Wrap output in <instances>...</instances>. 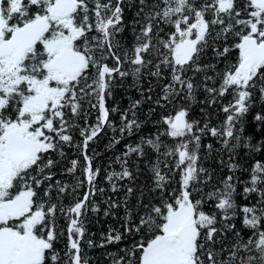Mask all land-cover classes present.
Segmentation results:
<instances>
[{
    "label": "snow or ice",
    "instance_id": "1",
    "mask_svg": "<svg viewBox=\"0 0 264 264\" xmlns=\"http://www.w3.org/2000/svg\"><path fill=\"white\" fill-rule=\"evenodd\" d=\"M126 83L159 119L106 172L123 196L103 215H124L98 245L90 145L142 131L141 100L108 105ZM129 240L112 264H264V0H0V264H91L85 243Z\"/></svg>",
    "mask_w": 264,
    "mask_h": 264
},
{
    "label": "trees",
    "instance_id": "2",
    "mask_svg": "<svg viewBox=\"0 0 264 264\" xmlns=\"http://www.w3.org/2000/svg\"><path fill=\"white\" fill-rule=\"evenodd\" d=\"M131 14V13H129ZM128 37L131 36V33H127ZM127 42V41H126ZM141 87L144 89H147L148 82L145 81ZM156 89L154 88L153 92L150 93L155 97ZM149 93L145 92V95ZM203 96H197L196 102L192 103V116L193 117H200V109L203 107V105L199 104L198 101L202 100ZM135 100H141L140 109L137 112V116L139 120L144 121L142 131L140 133H137L133 137L125 136L121 139V143L114 146H109L110 141L113 139V137L119 138L120 134L119 132H114L112 127H108L105 129L102 134L99 136L98 139H96L91 145H90V155L95 156L94 164L96 167L101 168V174L99 176V187L105 188V194L103 196H97L95 197L94 202H98L100 204L101 211L99 214H93L89 213L86 221L85 226L87 228V234L85 237V241L87 239H92L96 242V244H100L102 242V233H107L110 228H116L121 229V219L124 215L123 207H121L119 210H117L116 216H104L103 210L107 207V204L104 203L105 200L108 199L109 196L112 197V199H122L123 194L120 193L119 195L112 194L110 192V186L105 181L104 177L106 175V172L112 171V170H119V164L115 163L116 157L121 155V152L124 148L125 142H138L141 135H151L155 132V126L152 123L153 121L159 119V116L154 113H149L150 107H155L154 104H150L149 102L145 101L143 96L141 95L140 91H137L135 88L129 87L126 83L123 88H118L115 93V99H109L108 105L109 107H116L120 110H124L129 108L131 103ZM170 110V109H169ZM160 112V109H157V113ZM110 119L115 125V127L120 126V114L119 112H113L111 113ZM213 123L216 122V117H212ZM213 138L206 137L204 139V143H212ZM218 147V145H217ZM69 156L74 157L75 153L74 151L69 152ZM154 159V157H153ZM227 159V157H225ZM246 159L242 161V163H246ZM213 161L208 160L205 162V166H208L209 164H212ZM218 163V160L215 162ZM141 167L144 168V174L140 175L139 177V183L141 185H144L146 183H149L148 177L151 175L150 172H148L147 164H142ZM224 172L227 173V170L224 169ZM130 243L129 241H125L120 244H106L103 248H91L89 249L87 247V244H84V248L86 250V253L88 255V258L91 262V264H112V258L114 256L120 255V249L125 246V244Z\"/></svg>",
    "mask_w": 264,
    "mask_h": 264
}]
</instances>
